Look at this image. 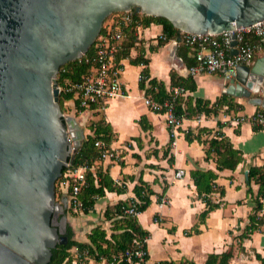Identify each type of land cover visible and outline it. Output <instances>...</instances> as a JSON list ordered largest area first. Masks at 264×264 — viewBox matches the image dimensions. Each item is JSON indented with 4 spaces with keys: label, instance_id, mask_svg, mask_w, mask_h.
I'll return each mask as SVG.
<instances>
[{
    "label": "water",
    "instance_id": "95a60500",
    "mask_svg": "<svg viewBox=\"0 0 264 264\" xmlns=\"http://www.w3.org/2000/svg\"><path fill=\"white\" fill-rule=\"evenodd\" d=\"M131 10L200 34L264 21V0H0V264H53L67 243L62 179L85 133L62 113L56 78ZM225 92L264 108V57L239 65Z\"/></svg>",
    "mask_w": 264,
    "mask_h": 264
},
{
    "label": "crops",
    "instance_id": "0c3cea01",
    "mask_svg": "<svg viewBox=\"0 0 264 264\" xmlns=\"http://www.w3.org/2000/svg\"><path fill=\"white\" fill-rule=\"evenodd\" d=\"M161 31V25L152 23L148 27L140 26L137 36L139 46L145 50V57L149 59L150 77L162 81L168 92L172 87L171 71L183 79L189 76L188 68L191 66L189 64L192 62L193 50L178 39L157 47L155 51L150 50V47L156 46ZM136 53V49L131 50L132 56ZM263 57L264 50L257 54L249 66L252 67ZM120 63V78L128 94L110 100L104 110L91 113H94L93 119L104 118L110 124L114 135L109 148L118 156L115 159H101L94 167L107 170L114 182L124 187V190L121 193L106 191L103 197L95 200L93 208L82 216L80 224L69 221L73 237L83 235L73 239L88 242L87 234L94 226L102 224L109 228V221L103 217L104 210L118 202L133 200V188L141 178L154 191L150 196V205L137 214L138 222L149 232L146 240L147 264L165 260L179 262L185 259L203 264L209 254L230 249L233 256L229 264H264L256 257L259 254L264 258V227L242 241L235 238L248 224V216L255 204L253 196L247 193L245 172L248 173L252 166H264V130H254L249 122L239 125L227 122L221 128L218 126V122L224 124L232 116L251 115L259 108H264L248 98H235L242 104L239 111L228 113L222 109L217 115L200 114L184 118L176 129V135L172 137L164 115L150 110L143 102L145 94L138 85L143 66L130 64L128 59H121ZM189 77L193 80L195 89H186V94L182 96L183 105L187 98L191 102L196 98L214 102L226 94L228 81L220 74L202 73ZM258 96L259 94H254L251 97ZM141 117L145 118L146 128H142L138 122ZM200 128L211 130L210 134H200L203 140L219 130L229 138L234 148L242 152L243 160L235 170L217 171L215 157L206 159L203 143L196 139L187 141L185 134L191 131L194 136ZM179 169L184 170V175L175 178V172ZM194 169L216 171L218 178L215 182L225 191L223 196L218 191L211 195L213 201H220L221 205L209 213L204 223H198V216L205 209V203L197 193L190 175ZM250 188L255 195L258 185L251 182ZM162 199L165 200L164 203ZM262 202L264 207V199ZM196 224L200 233L186 235L185 232ZM88 264L107 262L92 260Z\"/></svg>",
    "mask_w": 264,
    "mask_h": 264
},
{
    "label": "trees",
    "instance_id": "16d2710c",
    "mask_svg": "<svg viewBox=\"0 0 264 264\" xmlns=\"http://www.w3.org/2000/svg\"><path fill=\"white\" fill-rule=\"evenodd\" d=\"M131 11L133 21L123 28V37L120 41V48L116 55V62L118 63L121 59H128L130 64L142 65L143 67L140 71V79L138 83L139 88L144 91L146 96L151 97L153 100L162 101L170 97V95L166 91L165 85L162 81L150 77L148 66L149 59L145 57V50L139 46L140 40L137 36L138 26L148 27L152 23L161 25L162 31L157 37V44L155 47H150V50L153 51H155L157 47L162 46L173 39L181 38L182 31L164 17L141 14L134 10ZM115 14L118 13H114L112 17ZM180 42L182 43L181 40ZM132 49H136L137 51L134 56L131 55ZM191 49L193 50V58H191L192 62L189 66L195 63L194 53L196 50L194 48ZM91 53L92 51L88 52L80 59H76L75 61L64 65L58 73L56 80L57 86L61 88L59 92V105L61 111L64 110V104H67V102L77 101L74 93L67 91L66 88L75 82L81 81L89 71L90 65L84 62V57ZM170 79L172 87L181 86L191 91L195 89L193 80L189 76L183 79L171 71ZM182 100V97L176 99V113L187 119L200 114L217 115L222 109L229 113L230 111L237 112L242 108V104L238 103L235 100V97L226 94L218 97L214 102L203 100L201 98H196L194 102H191V100L187 98L183 105ZM77 104L75 103L74 108L76 112L80 110L78 109ZM258 111L264 112L261 108H259ZM79 121H81V118ZM138 122L142 128H146L144 125V117H141ZM223 125L225 124L218 122L219 128ZM87 129L86 136L79 149L72 157L71 163V168H77L83 165L87 166L85 180L81 184L77 196L82 206L81 209L77 211L72 207H69V210H71L73 214L81 212L82 214H87L93 208L95 200L99 197H103L106 191L121 193L124 190V187L118 186L114 182L107 170H102L101 167H94V164L101 160V150L95 145V142L101 141L107 148H109V145L112 142L114 133L110 124L106 122L104 118H100L91 122L87 126ZM253 129L262 130L257 126H253ZM201 133L210 134L211 130L208 128H200L198 133L194 136L193 132L188 131L185 134V137L189 142L196 139L198 142L203 143L206 159L213 156L215 157L217 171L223 169L235 170L243 160L242 152L234 148L229 138L219 130L215 131L210 138H205L204 140L200 136ZM190 175L197 193L201 195L202 201L205 203V209L198 216V223H204L209 213L221 205L220 201H213L211 195L218 191L219 194L223 196L225 191L224 188L216 184L215 181L218 178V174L214 170L194 169L191 170ZM251 182L258 185V190L255 195H253L252 189L250 188ZM246 183L248 187L247 193L253 196L255 204L252 208V212L248 216V224H246L243 231L235 237L238 238L239 241L248 238L252 233L260 231L262 227H264V213L260 214L263 209L262 200L264 199V166L250 167L247 173ZM70 189L71 188H69V190ZM133 192L137 203V212L141 213L150 205V196L154 194V191L150 188L149 184L139 178L138 183L133 188ZM129 204L130 202H118L113 206L107 207L103 212V217L104 220L109 221V228L104 227L102 224L94 226L87 234L88 242H78L74 240L73 231L71 227L68 226V241L66 244L62 245L58 253V260L53 264H72L73 257L69 250L73 246H77L79 250H87L89 256L96 262L106 260L107 264H129L124 256L125 252L127 250L136 249L139 246L140 241L149 237V232L142 228L138 222L137 215H129L125 213L124 209L128 208ZM192 233H200L197 224L189 231L185 232L186 235H191ZM142 247L146 249V243H143ZM232 256L233 251L231 249L222 253H211L207 256L206 261L203 264H229ZM256 257L264 263V258L259 254H256ZM145 259H148L147 249ZM132 261L135 262V258H133ZM76 264H81V261L76 262ZM155 264L196 263L192 260L185 259L179 262L165 260L159 261Z\"/></svg>",
    "mask_w": 264,
    "mask_h": 264
},
{
    "label": "built area",
    "instance_id": "2783aa9c",
    "mask_svg": "<svg viewBox=\"0 0 264 264\" xmlns=\"http://www.w3.org/2000/svg\"><path fill=\"white\" fill-rule=\"evenodd\" d=\"M116 13V12H115ZM109 19L104 35L96 44L92 53L84 57V62L90 65L89 71L81 81L69 85L66 90L74 93L77 101H70L75 108V103L80 109L79 113L104 110L106 104L119 97L128 94V90L121 81L120 74L122 64L116 62V55L120 48V41L123 37V28L132 23V11L117 12ZM140 26H138L139 28ZM236 41L234 48L236 53L231 54V41ZM181 41L196 51L194 53L195 63L188 68L189 76H196L202 73L220 74L228 81L236 74L239 65H250L254 57L264 50V21L251 26L243 27L235 31H224L222 33L200 34L182 32ZM84 56V55H83ZM140 79V75H139ZM59 92L61 88L58 86ZM187 90L181 86H174L168 90L170 97L158 101L144 95L143 102L154 112L164 115L166 124L170 129L171 136L176 135V129L181 125L184 117L176 113V99L186 94ZM230 125H239L249 122L252 126L264 129V112L256 111L251 115H235L226 120ZM95 145L100 148L101 159H115L117 153L105 147L101 141H96ZM204 148V147H203ZM86 165L77 168H70L62 179L61 193L67 194L68 207L75 211L81 209V202L78 199L80 186L85 180ZM184 175V170L175 172V178ZM69 188H71L69 190ZM165 200L162 199V203ZM136 199L130 201L129 207L125 208V213L137 215ZM264 213V207L260 214ZM147 238L140 241L139 246L134 250H127L124 254L129 264H147L146 249L142 247ZM73 257L72 264L81 261V264H88L95 261L88 254L87 250H79L73 246L69 250ZM135 258V262L132 259Z\"/></svg>",
    "mask_w": 264,
    "mask_h": 264
},
{
    "label": "rangeland",
    "instance_id": "374dc122",
    "mask_svg": "<svg viewBox=\"0 0 264 264\" xmlns=\"http://www.w3.org/2000/svg\"><path fill=\"white\" fill-rule=\"evenodd\" d=\"M131 78V77H129ZM131 81H133L132 79H130ZM62 113L64 114V116H73V117H76V118H81V121H79L80 125L81 126H84V133H85V136H86V133H87V126L95 121V120H98V119H93L92 118V114L94 115V113H91V112H84V113H79V112H76L74 110V107H72L71 104H64V110L62 111ZM86 115L85 117L82 118V116ZM66 214H67V219H68V222L70 221L71 223H75V224H80L82 222V216L84 214L82 213H76V214H73L71 210H69V208L66 209ZM69 222V223H70ZM75 228V227H74ZM75 238H81L83 237L82 234H77L76 236H74ZM73 237V238H74Z\"/></svg>",
    "mask_w": 264,
    "mask_h": 264
},
{
    "label": "flooded vegetation",
    "instance_id": "af4514ba",
    "mask_svg": "<svg viewBox=\"0 0 264 264\" xmlns=\"http://www.w3.org/2000/svg\"><path fill=\"white\" fill-rule=\"evenodd\" d=\"M69 208V207H66V209ZM69 226V222L67 221V227ZM66 234H67V230H66Z\"/></svg>",
    "mask_w": 264,
    "mask_h": 264
},
{
    "label": "bare ground",
    "instance_id": "6f19581e",
    "mask_svg": "<svg viewBox=\"0 0 264 264\" xmlns=\"http://www.w3.org/2000/svg\"><path fill=\"white\" fill-rule=\"evenodd\" d=\"M85 116H86V115L82 116V118L85 117Z\"/></svg>",
    "mask_w": 264,
    "mask_h": 264
}]
</instances>
